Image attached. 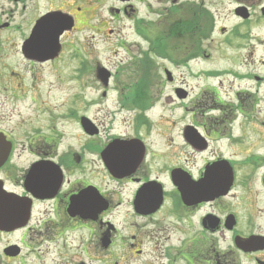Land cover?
I'll return each instance as SVG.
<instances>
[{
	"label": "flooded vegetation",
	"instance_id": "flooded-vegetation-1",
	"mask_svg": "<svg viewBox=\"0 0 264 264\" xmlns=\"http://www.w3.org/2000/svg\"><path fill=\"white\" fill-rule=\"evenodd\" d=\"M133 1L0 0V44L55 47L27 57L41 64L126 17L163 32L169 111L166 131L147 93L145 113L122 97L134 112L119 131L83 113L69 136L0 120V264H264V0H157L151 22ZM52 13L66 21L38 24Z\"/></svg>",
	"mask_w": 264,
	"mask_h": 264
},
{
	"label": "rangeland",
	"instance_id": "rangeland-1",
	"mask_svg": "<svg viewBox=\"0 0 264 264\" xmlns=\"http://www.w3.org/2000/svg\"><path fill=\"white\" fill-rule=\"evenodd\" d=\"M142 1L144 2L133 1L138 15L148 21L154 20L156 16L153 11L160 7L159 2ZM110 27L114 32L108 36L86 32L92 36H88L90 47L84 49L80 45L78 53H61L54 62L43 64L26 60L18 53V38L13 37L10 42H2L0 120H7L9 126L21 133V136L24 132L32 133L38 128L44 130L54 127L69 136L78 131L69 114V110H73L77 114L94 117L95 124L101 129L124 130V120H130L134 111L128 108L119 111L121 105L117 99L120 93L122 97L126 91L133 93L138 84L141 89L144 88L151 100H157L148 114L159 121L157 129L166 131L169 111L166 78L162 71L163 67H167L166 57L146 51L147 43L135 34L131 19L111 22ZM150 27L148 25L147 29L150 30ZM255 33L256 38H259L264 34V27L257 26ZM162 34L163 32L157 36L155 32V39L166 46L167 41L162 39ZM260 45L257 44L254 53V70L264 73V53L261 52ZM84 58L88 60L89 69L81 76L78 67L80 68L79 62ZM215 58L234 61L236 54L214 53ZM207 64L210 65L211 62ZM97 66L112 74V84L107 87L104 97L102 93L106 87L94 74ZM146 93H143L145 98Z\"/></svg>",
	"mask_w": 264,
	"mask_h": 264
},
{
	"label": "water",
	"instance_id": "water-1",
	"mask_svg": "<svg viewBox=\"0 0 264 264\" xmlns=\"http://www.w3.org/2000/svg\"><path fill=\"white\" fill-rule=\"evenodd\" d=\"M58 18H56V19H58V22H59V20L60 21H64V19L61 17V16H57ZM50 22H51V24L52 23H54V22H56V21H54V20H52V19H50ZM38 50H40V48H37ZM41 50H43V49H41ZM30 54H32L34 57H36V58H40V59H45V58H48L49 56L50 57H52L53 55H54V53H30ZM100 73H101V76H102V78L104 79V81L106 82V79H107V77H108V73L107 72H105L104 70H100ZM84 126H86V128H91V126H90V124H85Z\"/></svg>",
	"mask_w": 264,
	"mask_h": 264
}]
</instances>
